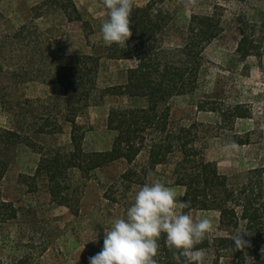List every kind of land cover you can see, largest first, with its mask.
Segmentation results:
<instances>
[{
  "label": "rangeland",
  "instance_id": "1",
  "mask_svg": "<svg viewBox=\"0 0 264 264\" xmlns=\"http://www.w3.org/2000/svg\"><path fill=\"white\" fill-rule=\"evenodd\" d=\"M61 1L0 0V128L32 135L39 122L36 110L42 108L37 101L60 91L57 84L49 82L55 64L70 65L75 57L96 56L100 58L96 77L99 92L124 83L125 71L133 62L105 57L107 44L101 26L108 18L107 11L97 0H74L79 16L69 17L61 12ZM149 1L132 0V4L143 6ZM36 7L39 11L35 14ZM161 8L171 17L163 36L165 48L180 44L191 15L210 16L222 29L205 49L197 90L170 99L168 107L175 125H196L192 133L199 143L200 159L215 164L233 184H240L249 169L264 165V0H164ZM21 26H28L25 39V34L18 35ZM241 29L251 41L250 55L244 59L236 52ZM147 104L138 97L105 95L100 102L96 99L77 119L85 131L83 150L110 149L114 133L107 129L106 120L111 109ZM200 104L204 111L197 109ZM236 106L248 116L222 122L216 112L209 111L213 108L227 113ZM59 122L61 133L34 136L38 149L46 153L70 149V125L60 118ZM233 142L236 149L225 147ZM38 152L18 146L0 178V264H89V258L102 249L104 232L114 219L124 216L146 179H158L174 188L183 202V188L172 185L171 166L143 175L146 160L142 153L134 163L141 182L125 188L122 196L114 194L117 202L105 192L127 168L124 161L112 162L88 175L69 172L72 187L83 191L74 216L50 201L44 182L30 179ZM190 213L195 220L211 221L209 235L226 233L218 226L217 212ZM205 254V264H235L229 258L216 262L211 250Z\"/></svg>",
  "mask_w": 264,
  "mask_h": 264
},
{
  "label": "trees",
  "instance_id": "2",
  "mask_svg": "<svg viewBox=\"0 0 264 264\" xmlns=\"http://www.w3.org/2000/svg\"><path fill=\"white\" fill-rule=\"evenodd\" d=\"M97 1L103 6L102 0ZM163 1L150 0L143 6L132 4V36L126 49L115 44L105 48L107 59L133 62L125 71L123 84L99 92L96 77L100 58L96 56L81 55L70 65L52 66L49 82L57 84L60 91L58 95L37 101L42 108L36 110L39 122L30 132L32 135L0 128V178L7 172L18 146L38 150L39 160L30 179L33 183L44 182L50 201L77 216L83 191L72 187L69 172L75 170L88 175L112 162L124 161L127 168L105 192L107 198L117 202L112 197L114 194L121 195L125 188L141 182L134 163L144 153L143 175L160 166H171L172 185L183 188V201L190 203V208L183 212L218 213V226L226 233L207 234L197 247L211 250L216 262L229 258L235 264H264V165L249 169L242 183L233 184L215 164L200 159L199 143L192 133L196 125H175L168 107L170 99L197 90L205 49L222 29L212 17L194 14L181 35L180 44L165 48L163 36L171 17L161 8ZM59 8L66 16H79L74 0H62ZM38 11L36 7L35 14ZM27 30L28 26H21L18 35L25 34L22 36L25 39ZM239 35L236 52L244 59L250 55L251 41L243 29ZM105 95L144 98L148 104L140 108L111 109L106 120L107 129L114 133L110 149L87 153L82 147L85 131L77 119ZM204 108L202 104L197 106L199 111ZM209 111L216 112L222 122L248 116L240 106L232 108L229 114L213 108ZM59 118L70 125V149L43 152L36 147L34 136L61 133ZM2 206L11 208L7 203ZM238 234L246 242L243 248L235 244L234 237ZM100 244L103 248V239ZM159 245L158 264H176L173 250L163 236Z\"/></svg>",
  "mask_w": 264,
  "mask_h": 264
},
{
  "label": "clouds",
  "instance_id": "3",
  "mask_svg": "<svg viewBox=\"0 0 264 264\" xmlns=\"http://www.w3.org/2000/svg\"><path fill=\"white\" fill-rule=\"evenodd\" d=\"M102 4L108 17L101 26L103 41L126 49L132 36V0H102ZM225 147L234 150L238 145L233 142ZM185 208L190 203L179 200L174 188L146 179L124 216L114 219L104 232L103 248L89 258V264H158L162 236L176 264H205V250L197 246L212 230V223L207 218L195 220L190 212L181 211ZM241 234L234 237L239 248L246 243Z\"/></svg>",
  "mask_w": 264,
  "mask_h": 264
}]
</instances>
